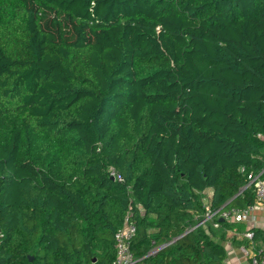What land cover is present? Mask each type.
Segmentation results:
<instances>
[{
    "label": "trees",
    "instance_id": "obj_1",
    "mask_svg": "<svg viewBox=\"0 0 264 264\" xmlns=\"http://www.w3.org/2000/svg\"><path fill=\"white\" fill-rule=\"evenodd\" d=\"M250 172L264 0H0V264H225Z\"/></svg>",
    "mask_w": 264,
    "mask_h": 264
},
{
    "label": "built area",
    "instance_id": "obj_2",
    "mask_svg": "<svg viewBox=\"0 0 264 264\" xmlns=\"http://www.w3.org/2000/svg\"><path fill=\"white\" fill-rule=\"evenodd\" d=\"M242 170L244 169L242 168ZM110 171L115 178L122 180V177L113 168H111ZM248 186L253 187L255 193L254 204L245 208L232 207L222 210H211L207 207L205 219L199 224L204 223L206 220H210L215 227H218L219 224L215 221L217 218L234 222L248 221L251 213L259 207V204H262L264 207V178L262 177V172L258 174H254L253 172L248 173ZM136 232V222L133 219L132 213L128 212L122 227L119 228L115 234L116 258L112 264H135L136 259L131 251V242L134 239ZM243 235L250 240V246H254V233L249 230ZM155 250L151 252H154ZM243 251L250 256V264H264V248L258 249L256 253L251 255L249 254L248 246H244Z\"/></svg>",
    "mask_w": 264,
    "mask_h": 264
},
{
    "label": "crops",
    "instance_id": "obj_3",
    "mask_svg": "<svg viewBox=\"0 0 264 264\" xmlns=\"http://www.w3.org/2000/svg\"><path fill=\"white\" fill-rule=\"evenodd\" d=\"M211 195L212 191L208 189L206 196L203 199L204 205L206 207L209 205V197H211ZM239 223H242L239 225L243 226V229L236 228L234 230H224L226 233L222 244L227 250L225 264H250V256L243 251V247H249L250 255L256 253L259 247L264 248V238L258 239L256 243H253L254 246H250L251 242H249V239L243 235L252 227H257L264 230V207L262 204H259V207L251 213L248 221H242ZM224 231H219L215 237L220 238V235Z\"/></svg>",
    "mask_w": 264,
    "mask_h": 264
},
{
    "label": "rangeland",
    "instance_id": "obj_4",
    "mask_svg": "<svg viewBox=\"0 0 264 264\" xmlns=\"http://www.w3.org/2000/svg\"><path fill=\"white\" fill-rule=\"evenodd\" d=\"M204 216H205V214H204ZM205 219V218H204ZM207 221V225L206 226H208V225H210V223L212 224V221H210V220H206ZM205 221V222H206ZM207 228V227H206ZM218 228V227H217ZM207 230V229H206Z\"/></svg>",
    "mask_w": 264,
    "mask_h": 264
},
{
    "label": "water",
    "instance_id": "obj_5",
    "mask_svg": "<svg viewBox=\"0 0 264 264\" xmlns=\"http://www.w3.org/2000/svg\"><path fill=\"white\" fill-rule=\"evenodd\" d=\"M113 178V177H112ZM114 179V178H113Z\"/></svg>",
    "mask_w": 264,
    "mask_h": 264
}]
</instances>
